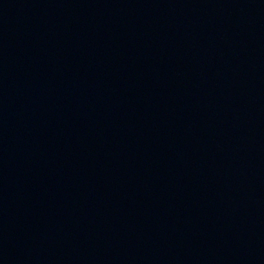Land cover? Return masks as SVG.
<instances>
[{"label": "water", "instance_id": "1", "mask_svg": "<svg viewBox=\"0 0 264 264\" xmlns=\"http://www.w3.org/2000/svg\"><path fill=\"white\" fill-rule=\"evenodd\" d=\"M0 264H264V0H0Z\"/></svg>", "mask_w": 264, "mask_h": 264}]
</instances>
